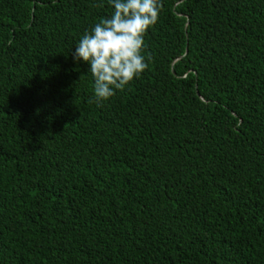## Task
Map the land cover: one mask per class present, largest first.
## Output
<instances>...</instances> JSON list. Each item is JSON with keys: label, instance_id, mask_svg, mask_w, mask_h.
<instances>
[{"label": "trees", "instance_id": "1", "mask_svg": "<svg viewBox=\"0 0 264 264\" xmlns=\"http://www.w3.org/2000/svg\"><path fill=\"white\" fill-rule=\"evenodd\" d=\"M160 2L97 105L107 0H0V264H264V0Z\"/></svg>", "mask_w": 264, "mask_h": 264}, {"label": "clouds", "instance_id": "2", "mask_svg": "<svg viewBox=\"0 0 264 264\" xmlns=\"http://www.w3.org/2000/svg\"><path fill=\"white\" fill-rule=\"evenodd\" d=\"M110 17L101 18L74 48L73 59L90 65L97 105L123 91L148 68L145 35L158 21L160 0H107ZM103 7V4L99 5ZM151 55L147 60H151Z\"/></svg>", "mask_w": 264, "mask_h": 264}]
</instances>
